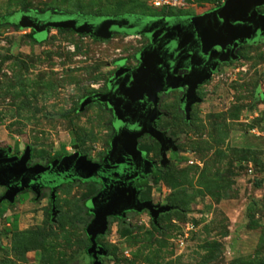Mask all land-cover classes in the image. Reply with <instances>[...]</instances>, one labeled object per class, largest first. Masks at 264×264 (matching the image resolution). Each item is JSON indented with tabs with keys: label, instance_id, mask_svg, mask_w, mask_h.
<instances>
[{
	"label": "rangeland",
	"instance_id": "obj_1",
	"mask_svg": "<svg viewBox=\"0 0 264 264\" xmlns=\"http://www.w3.org/2000/svg\"><path fill=\"white\" fill-rule=\"evenodd\" d=\"M27 1L29 11L11 13L24 0H0V17L33 28L42 42L0 27V149L20 158L30 148L31 163L72 155L73 144L94 162L104 159L115 134L112 111L101 103L83 106V100L107 92L123 68H137L138 54L150 43L141 36L101 40L74 31L48 38L49 28L68 29L90 16L200 15L224 3L194 0L198 6L179 12L153 8L151 0ZM48 8L60 10H37ZM237 55L199 87L190 121L180 110L179 91L160 96L165 115L157 127L180 140L167 152L165 168L160 144L140 140L163 171L159 181L152 174L141 180L140 199L173 209L158 225L146 211L110 219L96 240L107 252L101 264H264V41ZM100 190L75 182L52 203L47 191L37 200L23 192L16 204L2 201L0 264H94L88 260L86 229L93 217L86 203ZM5 191L0 187V198Z\"/></svg>",
	"mask_w": 264,
	"mask_h": 264
},
{
	"label": "water",
	"instance_id": "obj_2",
	"mask_svg": "<svg viewBox=\"0 0 264 264\" xmlns=\"http://www.w3.org/2000/svg\"><path fill=\"white\" fill-rule=\"evenodd\" d=\"M261 7L264 0H224L220 7L200 15L90 16L64 29L101 40H109L114 34L141 36L150 43L138 54L137 68H123L107 92L83 100V106L101 103L113 114L115 134L103 161L95 163L75 152L48 165L29 167L30 148L20 158L11 157L10 149H0V186L7 188L0 203L3 199L13 203L26 190L40 196L43 189L49 188L54 199L64 184L75 181L99 184L100 192L86 203L93 217L86 235L91 242L88 254L95 259L94 264H101L98 256L107 254L96 240L105 235L110 219H125L129 213L146 211L158 225L159 217L173 207L141 201L142 189L135 183L158 168L157 162L140 150L141 138L149 136L160 144L163 168L169 163L167 152L176 151L180 140L170 136L169 130L157 127L165 115L159 109L160 96L181 92L180 110L185 120L190 121L192 106L200 102L199 86L211 78L219 64L238 60L239 47L264 41ZM183 71L186 73L182 74ZM73 148L77 150L78 145Z\"/></svg>",
	"mask_w": 264,
	"mask_h": 264
},
{
	"label": "flooded vegetation",
	"instance_id": "obj_3",
	"mask_svg": "<svg viewBox=\"0 0 264 264\" xmlns=\"http://www.w3.org/2000/svg\"><path fill=\"white\" fill-rule=\"evenodd\" d=\"M208 12H209V11H208ZM244 46H246V45H244ZM242 47H243V46L239 47L238 50H239L240 48H242ZM238 50H237V51H238ZM224 64H226V63H224ZM220 65H223V64H219V66H220ZM219 66H218V67H219ZM217 69H218V68H217ZM185 73H186L185 71L182 72V74H185ZM199 87H200V86H199ZM198 89H199V88H198ZM180 93H181V92H180ZM145 137H149V136H145ZM143 138H144V137H143ZM149 138H150V137H149ZM141 139H142V138H141ZM74 145H77V144H73L72 146H74ZM139 148H140V147H139ZM25 150H26V149H24V151H25ZM140 150H141V149H140ZM75 152H79L78 149L75 150ZM75 152H74V153H75ZM79 153H80V152H79ZM82 155H84V154H82ZM64 156H69V155H68V154H64L62 157H64ZM85 156H87V155H85ZM62 157H60V158H62ZM60 158H58V159H60ZM87 158L90 159L88 156H87ZM104 158H105V157H104ZM54 160H56V159H54ZM54 160L47 161L46 163H41V162H33V163H31V162L29 161V162H28V166L30 167V166H34V165H36V164L48 165V164H50V163H51L52 161H54ZM90 160H91V159H90ZM92 161H93V160H92ZM102 161H103V160H102ZM102 161H101V162H102ZM93 162H94V161H93ZM101 162H100V163H101ZM95 163H97V162H95ZM75 182H81V181H75ZM75 182H73V183H75ZM142 182H143V181H141V180L138 181V182H136V183H135V186L138 187V188H141V186L144 184V183H142ZM81 183H83V182H81ZM89 183H94V182H89ZM67 184H69V183H67ZM67 184H64V185H67ZM95 184H97V183H95ZM64 185H62V187H63ZM98 185H99V184H98ZM99 186H100V185H99ZM0 187H4V186H0ZM62 187H61V188H62ZM4 188H5V190L7 191V188H6V187H4ZM61 188H60V189H61ZM60 189H58V191H59ZM100 189H101V186H100ZM141 189H142V188H141ZM6 191H5V193H6ZM46 191H47V192H50V201H51V203H52V201H54L55 199L52 198V195H51V189H49V188H45V189H43V190L41 191L40 196H37L35 193H33V192L30 191V190H26V191H23V192H27L28 194H29V193L32 194V195L34 196L35 200H37V199H39V198L43 195V193L46 192ZM58 191H57V192H58ZM23 192H21V193H23ZM57 192H56V194H57ZM141 192H142V191H141ZM5 193H4V195H5ZM19 194H20V193H19ZM19 194H18V195H19ZM4 195H3V196H4ZM18 195H17V196H18ZM3 196H2V197H3ZM17 196H16V197H17ZM55 196H56V195H55ZM2 197H1V198H2ZM16 197H15V201H16ZM26 199H27V198H26ZM26 199H25V200H26ZM2 201H7L9 204H16L15 201H14L13 203H11V202L8 201L7 199H3ZM23 201H24V200H23ZM23 201H21V202H23ZM19 203H20V202H19ZM86 208H87V207H86ZM12 221H13V220H10V221H9V222H10L9 224H14V223H15V222L12 223ZM99 237H101V236H99ZM97 238H98V237H97ZM101 257H102V256H98V260H99ZM89 259H90L92 262L95 261V259L93 258V256H92L91 254L89 255L88 260H89Z\"/></svg>",
	"mask_w": 264,
	"mask_h": 264
},
{
	"label": "trees",
	"instance_id": "obj_4",
	"mask_svg": "<svg viewBox=\"0 0 264 264\" xmlns=\"http://www.w3.org/2000/svg\"><path fill=\"white\" fill-rule=\"evenodd\" d=\"M201 1H203V0H201ZM209 1H211V0H209ZM28 4V1L27 0H24V6H20V8H19V10L20 11H23V12H27V11H29L30 10V8H27L26 7V5ZM19 10H17V11H19ZM39 12H45L46 10H60V9H57V8H48V9H45V10H40V9H37ZM179 12H182V11H180V10H178ZM13 12H16L15 10L14 11H12L11 13H13ZM69 12V11H68ZM2 26H10V27H13V28H15V29H20V26L18 25V24H16V23H9V22H7L6 20H5V16H2V17H0V27H2ZM19 31H21V30H19ZM64 31H71V30H64V29H60L59 30V32H64ZM71 32H73V31H71ZM31 35V37H32V40L36 43V44H41V43H39L37 40H35L34 39V37L32 36V34H30ZM163 175V171L161 170V169H156L153 173H152V176L154 177V179L156 180V181H159L160 179H161V176ZM15 227H16V224H15ZM88 255H86V257H87Z\"/></svg>",
	"mask_w": 264,
	"mask_h": 264
},
{
	"label": "built area",
	"instance_id": "obj_5",
	"mask_svg": "<svg viewBox=\"0 0 264 264\" xmlns=\"http://www.w3.org/2000/svg\"><path fill=\"white\" fill-rule=\"evenodd\" d=\"M151 6L153 8H166L185 10L192 6H198V3L194 0H151Z\"/></svg>",
	"mask_w": 264,
	"mask_h": 264
},
{
	"label": "crops",
	"instance_id": "obj_6",
	"mask_svg": "<svg viewBox=\"0 0 264 264\" xmlns=\"http://www.w3.org/2000/svg\"><path fill=\"white\" fill-rule=\"evenodd\" d=\"M17 10H19V8L16 9L15 11H17ZM19 26H20V25H19ZM19 30H21L22 32H26V33L32 34L33 37H34V35H35L34 29L31 28V27L22 28V27L20 26V29H19ZM59 30H60V29H52V28H49V29H48V38H49L50 36H52L53 34L58 33ZM48 38H47V39H48ZM45 41H46V40H45ZM43 42H44V41H43Z\"/></svg>",
	"mask_w": 264,
	"mask_h": 264
}]
</instances>
